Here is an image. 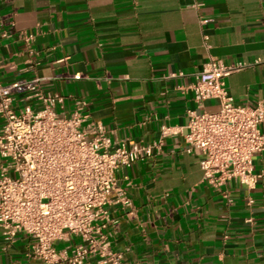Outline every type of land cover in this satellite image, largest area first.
Returning a JSON list of instances; mask_svg holds the SVG:
<instances>
[{"label":"crops","instance_id":"1","mask_svg":"<svg viewBox=\"0 0 264 264\" xmlns=\"http://www.w3.org/2000/svg\"><path fill=\"white\" fill-rule=\"evenodd\" d=\"M210 56L251 63L228 76V88L236 103L264 101V62L255 63L264 57V0H0V82L41 78L42 89L63 95L57 110L66 115L84 97L114 145L151 143L163 125L187 124ZM16 106L41 107L27 98ZM199 158L178 134L117 172L132 206L112 210L108 233L126 263L264 264V177L253 190L233 181L229 204L203 183ZM254 169L264 174V152ZM29 244L20 236L6 249L0 226V264H38Z\"/></svg>","mask_w":264,"mask_h":264},{"label":"built area","instance_id":"2","mask_svg":"<svg viewBox=\"0 0 264 264\" xmlns=\"http://www.w3.org/2000/svg\"><path fill=\"white\" fill-rule=\"evenodd\" d=\"M261 62L264 57L255 63ZM249 66L210 56L192 86L197 108L189 112L187 124L163 125L151 143L123 139L114 145L111 130L92 118L84 97L76 96L74 110L63 114L57 110L63 95L42 89L41 78L0 82V226L5 248L28 236L27 257L38 264H87L90 258L99 264H128L108 233L112 210L132 206L117 172L154 157L173 135L184 137L188 151H199L203 183L229 204L233 181L255 189L264 177L254 169V157L264 152V101L236 103L227 85L230 74ZM25 98L36 100L40 109L17 107ZM207 99L218 100L220 108L204 110ZM254 202L249 196L248 205ZM246 220L253 222L254 217ZM73 236L78 240L58 245Z\"/></svg>","mask_w":264,"mask_h":264}]
</instances>
